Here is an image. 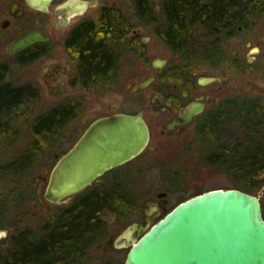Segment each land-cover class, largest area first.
<instances>
[{
    "label": "rangeland",
    "instance_id": "1",
    "mask_svg": "<svg viewBox=\"0 0 264 264\" xmlns=\"http://www.w3.org/2000/svg\"><path fill=\"white\" fill-rule=\"evenodd\" d=\"M10 1L0 0V23L4 18L10 19L8 26L0 25V64L9 66L8 81L18 85L19 81L34 78L36 75L33 73L34 70L39 75L44 61L22 63V59L13 57L8 52L9 43L24 29L46 24L54 29L52 24L55 23L56 17L52 14L54 4L50 5L48 12H38L30 9L24 0H20L24 14L18 18L10 17L8 14ZM104 1L108 4L115 2L117 6L126 9L131 6L132 0H99L98 6ZM94 9L88 12L91 13ZM68 23H73V19ZM66 29L68 27L50 32L52 35L50 51L55 55V59L62 63H68V61L57 40L60 39L59 34ZM139 30L140 36L145 37L146 41L144 51L152 53L149 61L153 57H165L168 60V66L179 69L177 74L183 79L185 77L189 79L190 73L194 75L192 78L203 74L220 76L222 89L220 91L217 82L206 83L200 87L211 94L212 101L206 105L204 112L196 119V123L182 133L162 134L159 131L160 124H155L159 117L149 111L144 113L146 120L151 124L148 145L139 155L114 167L104 176L110 179L114 175L120 180L123 177L122 188L131 198H134L136 212L118 218L109 209L101 208L99 216L104 221L105 230L102 234L88 239L78 264H121L127 247L116 250L113 240L130 224L129 222L143 217L144 209L150 201L158 199L159 192H165L162 197L166 199V203L164 209L161 207L159 210L155 221L188 197L214 188H233L231 176L225 170L219 169V166L212 165L210 155H213L216 150L214 145L216 140L224 144L243 137L244 133L239 120H223L220 121L218 128L213 127L212 134L215 141L201 137L202 124L218 107L221 99L235 97L240 103L243 99L258 97L264 108V13L254 19L249 26L238 28L231 35L222 38L221 47L224 50V56L218 64H210L206 59L173 55L158 40L148 23ZM255 47L259 49L255 51ZM123 64L121 65L122 76L107 82V85L102 84L100 90L103 93L93 94L85 89H79L77 93L70 92V94L45 92L41 96L34 94L28 104L20 102L15 105L7 119L8 123H14L10 129L12 132L9 130L4 135V132L0 131V229H7L11 233L27 225L35 226L41 221H50L51 216L57 215L58 210L71 207L72 204H67L68 202L60 205L43 203L45 200L43 195L41 196V190L47 168L71 147L94 119L124 110L127 113H134L149 103V97L145 92L130 91L132 81L143 78L146 68L150 66L149 62L138 57L133 58L129 53ZM109 87L113 89L108 90ZM67 99L77 103L72 120L68 121L69 124L61 130L56 139L52 141L47 139L44 142L38 134L33 132V119L39 114L49 112ZM240 109L241 107H237L238 111L236 110L233 114L231 112L229 116L239 113ZM7 120L1 119L0 123H7ZM29 153L33 155L29 168L18 173L9 168L10 161L19 155ZM259 174L264 178V170ZM95 189L101 190V187L95 186ZM82 192L80 193L83 194ZM251 193L257 194L261 204H264V183ZM75 195L72 196L74 200L79 194ZM3 240L0 242L2 252L4 247L8 246L6 243L8 238Z\"/></svg>",
    "mask_w": 264,
    "mask_h": 264
},
{
    "label": "trees",
    "instance_id": "2",
    "mask_svg": "<svg viewBox=\"0 0 264 264\" xmlns=\"http://www.w3.org/2000/svg\"><path fill=\"white\" fill-rule=\"evenodd\" d=\"M166 28L157 34L162 38L173 55L206 59L210 64H218L224 56L221 47L223 37L231 35L238 26L247 27L264 13V0H163ZM146 8V17L155 18L153 0H135L134 7ZM100 16L99 24L104 36H98L100 30L90 22H84L74 28L67 39V44L76 51L78 72L76 82L88 86L100 87L111 79L116 66V51L121 47V37L128 30H120L117 22L112 21V13ZM128 24V22H126ZM124 26L126 24L124 23ZM131 38L130 40H132ZM130 41V42H131ZM127 46V45H126ZM130 49V43L128 44ZM127 48L124 47V52ZM241 64V63H240ZM247 64V63H246ZM242 65V64H241ZM177 69V68H176ZM179 72V69H177ZM9 66L0 64V120H7L15 105L28 104L32 92L13 85L8 81ZM240 104V105H239ZM239 105V106H238ZM77 103L67 100L39 114L33 119V132L44 142L56 139L61 130L72 120ZM241 107V111L230 117ZM238 111V110H237ZM202 124L201 137L215 141L212 130L218 128L220 121L238 119L243 129V137L238 140L220 144L215 141L216 150L210 155V163L225 170L234 183L233 187L251 192L259 189L264 183L260 172L264 170V108L258 97L246 98L238 103L237 98L225 101L223 108L217 107ZM14 123H0L3 134L12 129ZM12 132V130H10ZM214 132V131H213ZM33 155L22 154L8 163L9 168L18 173L32 164ZM3 170V169H1ZM86 189L80 202L57 214L39 226V233L30 235L26 226L15 230V237L9 240L11 252L0 255V264H78L82 250L88 239L100 235L105 230L104 221L99 212L103 204L118 218L125 217L136 209L134 198L118 187L108 190ZM1 200V199H0ZM105 202V203H104ZM264 211V204H262ZM264 213V212H263ZM101 224V226H100ZM103 224V225H102ZM100 226V227H99Z\"/></svg>",
    "mask_w": 264,
    "mask_h": 264
},
{
    "label": "water",
    "instance_id": "3",
    "mask_svg": "<svg viewBox=\"0 0 264 264\" xmlns=\"http://www.w3.org/2000/svg\"><path fill=\"white\" fill-rule=\"evenodd\" d=\"M51 1L27 0V3L47 11ZM97 1L67 0L62 6L82 12ZM21 12H16V16ZM49 39L39 30H30L11 41L8 52L15 54L34 42ZM152 79L153 76H148L131 90L147 87ZM219 79L216 75H202L199 83ZM202 106L188 107L183 114L185 119L200 112ZM149 139L143 111L117 112L94 119L49 167L42 192L44 199L67 203L72 194L98 181L103 173L139 155ZM164 195L165 192L157 193L160 198ZM165 202L162 197L158 204H150L147 213L158 206L164 208ZM0 232L6 233L4 229ZM116 244L129 246L123 264H264L262 204L257 194L236 187L206 190L178 202L154 222L148 219L145 223L128 225L118 235Z\"/></svg>",
    "mask_w": 264,
    "mask_h": 264
},
{
    "label": "flooded vegetation",
    "instance_id": "4",
    "mask_svg": "<svg viewBox=\"0 0 264 264\" xmlns=\"http://www.w3.org/2000/svg\"><path fill=\"white\" fill-rule=\"evenodd\" d=\"M24 1H25V4L30 9L34 11H38V12H48L50 5L54 4L52 14L56 17L55 23L52 24V27L54 29H52L50 25H47V24L38 26V27L34 26L29 29H24L16 37L12 39L14 40L15 38L21 36L22 34H25L26 32L30 30H39L44 35H47L50 38L48 41H45V42L44 41L34 42L33 44L29 45L25 49L15 54H11L13 57L22 59V63H25V64L27 63L30 64L31 62H34L35 60L44 61L43 62L44 65L41 68V72L39 75L37 74V72H34L35 71L34 70L33 73L34 74L36 73L34 78L30 77L26 81H19L18 85H15V86L22 87L23 89H26V92L30 91L32 92L33 95L35 94V95H40V96L43 95L45 92H49L50 94H61V93H67V92H68L67 94H70V92L77 93V90L79 89L88 90L89 92L93 94H98L99 92L103 93L100 90L102 85H99L100 88H98L95 86L93 87L88 86V85L86 86L84 84H80L74 81L75 76L77 75V73H79L78 72V62H77L78 52L71 45L67 44V39H68L70 32L74 28H76L78 25L84 22L95 23V24L93 23L92 24L98 29H100L97 32L98 36L103 37L104 32H102L101 29L103 28L104 25L102 23L99 24L98 22L100 20V16H102V13L104 11L103 8L107 7L106 12L112 13L111 15L112 21L114 20L115 22L119 23L118 27L121 25L120 26V28L122 27L120 29L121 31L122 29H124V30H128V32H127V35L122 36L121 40L119 41L121 43L122 48H119V50L116 51L117 63H116L113 73L111 75L104 76V78H109L111 80H114L122 76L121 75L122 73L121 65L126 60L127 55H129V53L132 54L133 58L138 57L140 59L147 60L149 62L150 66L146 68L145 74L141 80L147 78L148 76H153L152 81L147 85V87L139 88L134 91L131 90L133 85L141 80L132 81L131 87H130V91L132 93L143 91L149 97V103L144 108L139 109L135 111L134 113L143 111L144 118H145L144 113L146 111L153 113L154 116L159 117V119L155 121L156 125L160 124L161 126L159 131L162 134L174 135V134L182 133L188 130L192 124L196 123V119L204 112L206 105L212 101L211 94L207 93L202 88H200L201 86L204 85V84L199 83V77L202 75H197L195 78L194 77L192 78V76L194 75L190 73L188 75L189 79H186V77L183 79L182 76H179L177 74L176 67L168 66V63H167L168 60L165 57H153V59L149 61L150 58L152 57V53L150 52L146 53V51H144V46L146 44V41H145V37L140 36L141 33L139 29L145 26L146 23H148L149 26L151 27V30L154 31V33H156L155 35L157 36L158 40H160L163 43V45L167 47V45L162 40V38L157 34V32L160 31L162 28H166L168 26L166 25V22L164 19V16H165V14H163L164 10L162 9L163 0H159V1L153 0V5H154L153 11L155 12V15H156L154 19L146 17V14H145L146 8L143 5L142 7L139 6L138 8H135L134 7L135 0L131 1L130 3L131 6L129 8L127 7L128 9L117 6L115 2L108 4V2L106 1L101 2V4L98 6V2H99L98 0L95 6L88 7L84 9L82 12H77V9L75 10L71 8L69 9L64 8L62 4H64V2H66L67 0H52L49 3L47 11H42V10L33 8L27 3V0H24ZM93 8H95L93 12L91 13L90 11L88 12V10L93 9ZM18 11H22V12L19 16H16L15 13ZM68 11H73V12L67 14ZM8 14L10 17H14V18H18L24 14V9L21 7L20 0H11L9 2ZM71 19H73V23L69 24L68 22ZM4 21H6L5 25H3ZM126 22H128V24ZM9 23H10V19L4 18L1 21L0 25L1 27H6L8 26ZM124 23L126 24V26H124ZM62 27H68V29H66L63 33L59 34L60 39L57 40V42L59 43V45L62 46V50H64V53L66 54L68 63H62L61 61L55 59L54 57L55 55L52 54L50 51V44L52 42V35L50 34V32L52 30L60 29ZM238 28H242V27L238 26ZM131 38H133L132 39L133 41L130 40ZM129 43H130V48H132L130 49L131 51H129L127 47ZM124 47L127 48L125 52L123 50ZM218 77L220 79L218 81H213V82L219 83V88L221 91L222 78L220 76ZM209 83H212V82H209ZM112 89L113 87L108 88V90H112ZM230 99H231L230 97L226 99H221L217 106L220 108L221 107L223 108L225 101L230 100ZM199 104L203 105L202 110L194 114L190 119L186 120L183 114L186 112L188 107L190 106L196 107ZM119 112H125V110L119 111ZM111 114L101 115V116H108ZM146 122L148 124L149 131H150V137H151V124H149L147 120ZM112 170L113 168L106 171L99 177L98 181L89 184L83 189H86L87 187H89V189L94 187L95 189V186L101 187V191L108 190L109 188H112V187H118L120 190L123 189L122 188V178L123 177H121V180L118 176H114V175H112L110 179L104 178L105 174H107L108 172H111ZM48 175H49V167L47 168L45 176H43L44 183H43V189L41 190L42 192L45 189V186L48 180ZM83 189L76 192L79 194V196L76 197L75 200L72 198V196L75 195L76 193L72 194L67 204H72V206L77 205L80 202V200H77V199H79L81 196H83L86 193V190L82 192ZM80 192H82L83 194H81ZM41 196H42V193H41ZM160 199L161 198L158 197L156 201H150L147 205V208H145L143 211V214H144L143 217L135 221H131L129 223L130 224L139 223V222L145 223L146 220L148 219H150L151 222L155 221V219L157 218L156 216L159 210L161 209V206H158L156 210L153 209V211H151L149 214L147 213V211L150 207V204H158ZM43 200H45L44 197H43ZM43 203L54 204V203L49 202L48 200L43 201ZM65 205H61V206H65ZM101 208L102 209L106 208L110 210L111 207L105 203L101 206ZM64 210L65 209L58 210L56 214L62 215ZM135 212L136 210L132 213H135ZM52 217L54 216H51V218ZM100 219L102 220L101 217ZM45 224L46 222L41 221L38 225H35V226L27 225V227L30 229V232H31L30 235H34L35 233H37L39 229H41L42 231ZM39 226H43V228L42 227L39 228ZM5 231L6 233L0 239V242L4 241L3 239L8 238V241L6 240V243L7 245H9V240L15 237L17 233L15 231L14 232L12 231L10 233V231H8L7 229H5ZM118 235L113 240L114 248L118 250V249H121V247H127V251H128L129 246H117L116 242H117ZM127 251L125 253L124 259L121 264H123L125 261ZM8 252H11V249L8 248V246L4 247L3 252L0 251V255L2 256L4 254H7Z\"/></svg>",
    "mask_w": 264,
    "mask_h": 264
},
{
    "label": "snow or ice",
    "instance_id": "5",
    "mask_svg": "<svg viewBox=\"0 0 264 264\" xmlns=\"http://www.w3.org/2000/svg\"><path fill=\"white\" fill-rule=\"evenodd\" d=\"M0 235H4V233L0 232Z\"/></svg>",
    "mask_w": 264,
    "mask_h": 264
},
{
    "label": "bare ground",
    "instance_id": "6",
    "mask_svg": "<svg viewBox=\"0 0 264 264\" xmlns=\"http://www.w3.org/2000/svg\"><path fill=\"white\" fill-rule=\"evenodd\" d=\"M85 188V187H84Z\"/></svg>",
    "mask_w": 264,
    "mask_h": 264
}]
</instances>
